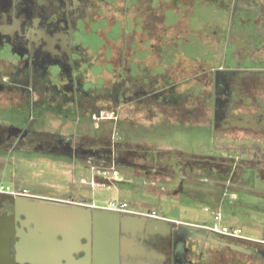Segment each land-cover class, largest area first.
<instances>
[{"label": "flooded vegetation", "instance_id": "flooded-vegetation-1", "mask_svg": "<svg viewBox=\"0 0 264 264\" xmlns=\"http://www.w3.org/2000/svg\"><path fill=\"white\" fill-rule=\"evenodd\" d=\"M262 27L264 0H0V103L19 112L0 123V153L6 160L34 155L162 175L165 196L177 203L174 214L185 210L179 199L191 194L204 198L203 211L220 215L222 226L237 218L264 232ZM64 113L74 123L62 120ZM108 113L121 143L100 134ZM154 119L194 133L205 153L189 160L152 151L143 141ZM242 133L249 145L241 152H216L220 137L235 134L231 141L239 142ZM115 172L116 183L132 185ZM190 183L197 193L186 191ZM5 194L0 191V264H32L36 259L21 251L37 224L3 203ZM111 210L105 214L121 223L118 264H264V236L243 228L228 226L240 231L229 237L158 211ZM81 241L77 263L87 257V239ZM95 245L93 236L91 255Z\"/></svg>", "mask_w": 264, "mask_h": 264}, {"label": "rangeland", "instance_id": "rangeland-1", "mask_svg": "<svg viewBox=\"0 0 264 264\" xmlns=\"http://www.w3.org/2000/svg\"><path fill=\"white\" fill-rule=\"evenodd\" d=\"M108 118H112V120L105 125L104 121L107 122ZM100 122H103V126L100 127L102 137L106 135L110 142L121 143L123 141L120 127L117 128L118 124L111 113L106 114L105 119ZM85 129L87 130L88 127ZM86 133L92 134L89 130ZM99 140L106 141L105 138ZM167 141L169 144L172 143L170 138L165 140V144ZM143 142L147 144L146 140ZM148 147L152 151H157L150 145ZM111 166L113 167L112 163L104 164L103 162L92 165L83 162L74 165L61 160L23 154H17L13 159L6 160V155L4 157L3 153H0V186L17 190L26 189L36 196L60 201L73 200L103 208H108L112 203L124 201L132 208L158 211L166 217H175L178 220L197 225L214 226L217 224L212 214L205 213L203 206L199 203H196L195 208L191 205L183 207L185 208L184 213H166L164 209L169 205L172 208V203H169L170 197L165 196L169 183L162 175L151 174L145 178L141 176V172L130 171L128 167H115L117 172L123 173L122 180L128 181L132 185L138 184V187L134 186L135 189H132V185L130 187L123 186L112 180H104L103 173L111 171L109 170ZM226 225L231 226L229 221H226ZM234 227L243 228L247 235L264 236L263 231L251 230L249 224L247 226L235 225ZM253 231L255 233H252Z\"/></svg>", "mask_w": 264, "mask_h": 264}, {"label": "water", "instance_id": "water-1", "mask_svg": "<svg viewBox=\"0 0 264 264\" xmlns=\"http://www.w3.org/2000/svg\"><path fill=\"white\" fill-rule=\"evenodd\" d=\"M8 201L14 205L17 213L24 214L30 221L36 222V230L28 234L26 247L21 251L32 264H118V233L121 226L118 218L105 213H113L111 209L94 206H72L61 201L49 203H33L30 200L18 201L11 194L4 196L3 203ZM144 226H140L143 230ZM64 242L58 241V236ZM113 237L111 238L110 236ZM12 236V232H11ZM98 241L94 254L91 255L92 237ZM82 239H87V257L77 263L74 254L81 249ZM6 248L9 239L5 240ZM37 257V258H35ZM93 260V263H92Z\"/></svg>", "mask_w": 264, "mask_h": 264}, {"label": "crops", "instance_id": "crops-1", "mask_svg": "<svg viewBox=\"0 0 264 264\" xmlns=\"http://www.w3.org/2000/svg\"><path fill=\"white\" fill-rule=\"evenodd\" d=\"M262 34H264V27H262ZM14 108H16L15 105H9V104H1L0 103V123H6V120H11L13 118V116H17L19 114V112H17V109L15 110ZM9 111V112H8ZM8 112V113H6ZM7 114V116H6ZM61 114V113H60ZM58 119H61L58 118ZM66 122H71L74 123L70 117L68 115H66V113H64V115L62 116V120H64ZM91 120V119H89ZM154 123V131L153 133H149L147 136V140L148 141V145H150L151 147H153L155 150L160 151L161 153H164L166 156L167 154L169 155V159L171 158V156H176L177 158H180L181 156H185V159H189L190 156L193 157H198L201 154H204L205 152H203L204 150V146L200 145V143L202 142V140L199 139L198 136L193 135L194 133L189 134V136L185 135L184 132L180 133L181 129H184L181 125H173L174 123L169 124H165L162 122H159L158 119H154L153 121ZM74 127V125H73ZM175 130V131H174ZM177 131V132H176ZM242 133L241 135H239V137H237L239 139V142H234L231 141V139L234 136H237L235 134L231 135V134H226L224 135V137H220L219 139H221L220 141H218L217 144V150L216 152H218V154H226L228 153V151H233V149H235V147H237V151L241 152V150H243L245 147L244 146H248L249 143H247V139H249V135ZM140 138L141 135H139ZM198 137V138H197ZM167 138H170V141L173 143H170L167 141V144H165V140ZM213 138V137H212ZM180 140V141H176ZM218 139V140H219ZM169 140V139H168ZM231 149V150H228ZM228 150V151H227ZM167 153V154H166ZM189 155V156H186ZM190 160V159H189ZM136 187H138V184H133L132 185V189ZM134 188V189H135ZM188 189H186V191H190L191 193H197L199 189H197V186L194 185L193 183L188 184ZM139 190V189H138ZM185 194V193H184ZM189 194V192H188ZM190 194V196H185V197H181V199H179V203L181 200V203L184 202L186 205V207L188 205H191L192 207H196V203H199L200 205L203 206V208H205L204 203H202L203 199L201 196H198V198H194V196ZM171 205L177 204L174 203L172 201L169 202ZM131 209H133L132 207H130ZM138 210V209H137ZM164 211H166V213H172L173 212V208L170 207V205L164 209ZM183 212H179V213H184ZM230 224L232 227H234L235 225H241V226H247L248 224L250 225V229L254 230L257 229L255 227V225L253 224V221H245V220H240L237 218H233L231 220H229ZM259 232V231H257ZM256 232V233H257ZM250 233V232H249ZM252 233H255L254 231Z\"/></svg>", "mask_w": 264, "mask_h": 264}, {"label": "built area", "instance_id": "built-area-1", "mask_svg": "<svg viewBox=\"0 0 264 264\" xmlns=\"http://www.w3.org/2000/svg\"><path fill=\"white\" fill-rule=\"evenodd\" d=\"M113 175H116V176H113ZM103 178H104V180L115 181L118 177H117V173L115 171L113 172V170H111V171H105L103 173ZM0 191L5 192V193L7 191L8 193H10L13 196L29 195L30 194V192L26 189H24V190H17V189H13V188H7L6 189L5 186H0ZM109 208H111L113 210H117L119 212H126V213L132 212V209L130 208L129 204L127 202H124V201L112 203V204H110ZM152 214H154V212ZM215 221L217 222V224L214 225V230L216 232H219L223 235H227L229 237L240 236L239 230L231 229L228 226H222L220 215L216 216Z\"/></svg>", "mask_w": 264, "mask_h": 264}]
</instances>
